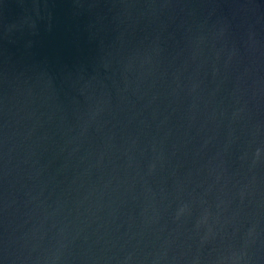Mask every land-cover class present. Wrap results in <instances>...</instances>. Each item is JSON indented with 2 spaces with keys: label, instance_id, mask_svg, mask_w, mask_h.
<instances>
[{
  "label": "water",
  "instance_id": "1",
  "mask_svg": "<svg viewBox=\"0 0 264 264\" xmlns=\"http://www.w3.org/2000/svg\"><path fill=\"white\" fill-rule=\"evenodd\" d=\"M0 264H264V0H0Z\"/></svg>",
  "mask_w": 264,
  "mask_h": 264
}]
</instances>
